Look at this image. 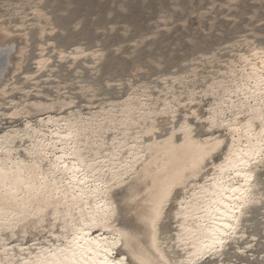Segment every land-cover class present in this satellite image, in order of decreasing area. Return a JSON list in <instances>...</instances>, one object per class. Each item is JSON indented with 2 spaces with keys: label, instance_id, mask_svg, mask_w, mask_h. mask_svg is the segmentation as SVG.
I'll use <instances>...</instances> for the list:
<instances>
[{
  "label": "snow or ice",
  "instance_id": "1",
  "mask_svg": "<svg viewBox=\"0 0 264 264\" xmlns=\"http://www.w3.org/2000/svg\"><path fill=\"white\" fill-rule=\"evenodd\" d=\"M154 23L131 39L126 76L80 81L59 111L20 101L0 114V264H223L264 243L247 219L264 209V47L223 70L141 78L163 68L149 42L174 19L161 10ZM66 56L95 68L105 52Z\"/></svg>",
  "mask_w": 264,
  "mask_h": 264
},
{
  "label": "rangeland",
  "instance_id": "2",
  "mask_svg": "<svg viewBox=\"0 0 264 264\" xmlns=\"http://www.w3.org/2000/svg\"><path fill=\"white\" fill-rule=\"evenodd\" d=\"M0 0V4H1ZM46 0L58 26L54 39L61 45L97 42L106 49L99 82L126 76L133 68L127 58L131 39L150 33L161 10L174 19L171 31H162L149 42L154 60L163 68L146 65L141 78L160 71L183 70L185 61L236 39L249 27L264 32V0ZM173 4L175 8H173ZM254 15V16H253ZM114 29V30H113ZM125 29L130 35L125 36ZM34 51V48H33ZM32 51V53H33ZM149 55L143 48L136 59ZM31 68V64H28ZM73 74L67 71L65 76ZM88 73H86V77Z\"/></svg>",
  "mask_w": 264,
  "mask_h": 264
},
{
  "label": "bare ground",
  "instance_id": "3",
  "mask_svg": "<svg viewBox=\"0 0 264 264\" xmlns=\"http://www.w3.org/2000/svg\"><path fill=\"white\" fill-rule=\"evenodd\" d=\"M235 0H228V4ZM46 0H2L0 4V114H6L20 101L32 104H54L59 111V104L64 97L70 99L78 95L77 84L80 81L93 80L100 83L97 77L101 71L102 62L93 68L91 57L81 56L77 60H72L70 56L60 59V52L75 54L77 49L91 51L93 48H102L106 55V49L97 42L93 45H86L83 42L71 45H61L54 39L55 31L58 26L54 22L50 9L46 6ZM254 16V15H253ZM10 48L7 52L3 49ZM264 47V32L258 31L253 27L240 34L236 39L218 45L214 49L205 52H199L185 61L183 70L201 69L207 71L210 67L223 70V64L229 61L239 59V54H247L250 48ZM34 48V51H33ZM33 51V53H32ZM235 54V55H234ZM196 58L199 64H193L191 61ZM213 63H210L209 59ZM51 60L46 63L44 68H40L42 60ZM19 62L17 69L16 63ZM87 61V62H86ZM162 63V59H157ZM31 68H28V64ZM7 69L8 77L2 74ZM161 69V68H159ZM177 70V69H176ZM67 71L73 74L66 77ZM96 73L93 76V73ZM170 72V71H169ZM86 73L88 76L86 77ZM124 77V76H123ZM122 77H107L104 80H118ZM151 78V76H147ZM12 83L9 84L8 80ZM103 80V81H104ZM7 93V94H6ZM11 105L12 107H9ZM83 107V106H81ZM85 113L88 109H83ZM68 109L65 108L64 114ZM45 115L55 113L45 112ZM16 123V121H9ZM3 125V116H0V126ZM162 128H166V123H161ZM119 198V197H115ZM251 216L248 226L249 234L255 233L257 237L264 236L262 230V217L264 209L260 206H254L251 209ZM129 223H134L133 218H128ZM245 244V241H241ZM254 247L248 249L247 255H241L234 248L227 250L223 255V264H236L237 261H247L248 264H261V257H264V243L260 239L253 241ZM253 257L255 259L253 260ZM217 264H221L217 260Z\"/></svg>",
  "mask_w": 264,
  "mask_h": 264
}]
</instances>
